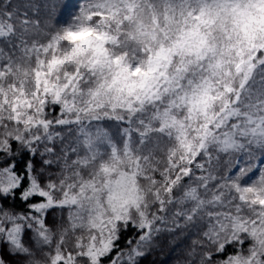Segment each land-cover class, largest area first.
<instances>
[{
  "label": "snow or ice",
  "instance_id": "1",
  "mask_svg": "<svg viewBox=\"0 0 264 264\" xmlns=\"http://www.w3.org/2000/svg\"><path fill=\"white\" fill-rule=\"evenodd\" d=\"M189 226L197 264H264V0H0V264H140Z\"/></svg>",
  "mask_w": 264,
  "mask_h": 264
},
{
  "label": "trees",
  "instance_id": "2",
  "mask_svg": "<svg viewBox=\"0 0 264 264\" xmlns=\"http://www.w3.org/2000/svg\"><path fill=\"white\" fill-rule=\"evenodd\" d=\"M14 3L23 4L27 2V0H13ZM62 131V135L69 136L70 134L67 131H63L62 128L58 129ZM18 145L13 143V148H17ZM60 142L57 141V148L59 150ZM18 161L17 170L22 171L24 168V164L28 159L26 153H22L20 157H14ZM35 163L37 167H40V158L37 157L35 159ZM46 174L51 173L53 177L57 174V166L53 165L51 169H46ZM19 195V194H17ZM5 206L14 207L16 210H26L25 205L20 202L17 198L14 203L11 201H4ZM180 206L177 205L176 208ZM170 215V214H168ZM60 219L58 213H54L49 216V224H53L54 221H58ZM169 220L171 221V215L169 216ZM182 222V220H181ZM168 227H172V224L167 225ZM134 230L129 229L128 232L124 233L120 244L121 247H127L124 244V240L133 235ZM28 235H25V242L30 243L28 240ZM71 237V235H69ZM202 239L196 228L189 226L186 229H176L175 231H165L160 234L157 238L156 243L153 245L149 254L146 255L140 262V264H197L199 259V255L202 251L200 244L198 243ZM71 245L73 243V238L71 237ZM71 245L69 247H71ZM195 249V255L189 256V253ZM228 252H233L234 247L229 246L227 248ZM38 258L43 259L44 257L37 251ZM5 260L9 261L10 264H16V259L12 256L7 255V252L4 254Z\"/></svg>",
  "mask_w": 264,
  "mask_h": 264
},
{
  "label": "rangeland",
  "instance_id": "3",
  "mask_svg": "<svg viewBox=\"0 0 264 264\" xmlns=\"http://www.w3.org/2000/svg\"><path fill=\"white\" fill-rule=\"evenodd\" d=\"M232 171H235V169H232ZM169 214L171 215V213H169ZM170 215H169V216H170ZM169 224H171V221H170V220L168 221V224H167V225H169ZM70 235H71V234H70ZM70 239H71V237L69 236V237H68V241H67L68 244H69V246L71 245V240H70ZM29 241H30V240H29ZM29 244H31V241H30ZM40 254H41V253H40Z\"/></svg>",
  "mask_w": 264,
  "mask_h": 264
}]
</instances>
